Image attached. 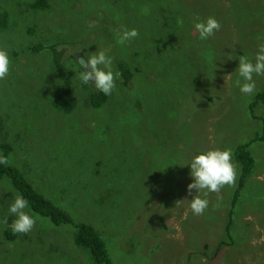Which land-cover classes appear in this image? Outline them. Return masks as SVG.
<instances>
[{"label": "rangeland", "instance_id": "obj_1", "mask_svg": "<svg viewBox=\"0 0 264 264\" xmlns=\"http://www.w3.org/2000/svg\"><path fill=\"white\" fill-rule=\"evenodd\" d=\"M31 2L0 0L8 14L0 33L10 60L0 80L8 165L74 224L92 227L111 264H264V141L251 142L261 133L256 118H264V107L250 109L264 75H253L251 96L235 86L243 83L238 57L254 62L264 43V0H49L46 10ZM197 16L215 18L220 29L201 40ZM121 25L139 36L118 44L114 29ZM53 46L67 73L70 112L51 105L62 88ZM101 49L114 72L124 64L131 77L125 83L121 74L106 103L93 109L89 97L98 90L78 79L76 59ZM245 143L255 164L235 206L240 167L232 155L234 186L200 193L209 206L194 215L187 164ZM16 193L0 181V264H93L74 244L71 224L38 215L30 232L8 235Z\"/></svg>", "mask_w": 264, "mask_h": 264}, {"label": "clouds", "instance_id": "obj_2", "mask_svg": "<svg viewBox=\"0 0 264 264\" xmlns=\"http://www.w3.org/2000/svg\"><path fill=\"white\" fill-rule=\"evenodd\" d=\"M141 11L147 15L149 9L145 6L142 7ZM183 24V19L178 18L177 25L183 27ZM193 27L201 40H207L220 29V24L213 17L201 20L197 16ZM114 32L116 34V42L120 45H125L139 36L138 30H129L123 25L114 29ZM80 51L81 48L78 49V52ZM76 63L80 69L78 79L82 84L93 83L95 88L105 96H110L113 93L116 88V81L120 79L121 73L113 71V60L112 57L107 55V50L101 49L93 53H87L85 56L76 59ZM9 67L8 52L0 49V80H4L8 76ZM235 71L243 79V83L241 79H237L235 86L239 88L241 93L251 96L256 90L253 75H264V43H260L257 46L254 62L246 55L239 56L238 67ZM8 164L9 157L0 154V165L7 166ZM187 166L190 167V175L193 179V182L187 186L188 192L191 194L193 189L196 190V195L189 202V206L191 212L199 216L209 206V200L202 198L200 193H202L203 197H207L209 193L219 194L225 186H234L236 167L232 162V151L231 149L209 150L193 157ZM217 199H221V197L218 195ZM8 211L9 214L16 217L10 225L13 235L27 234L33 229L36 221L41 219L34 213L30 214L29 201L20 193H16ZM8 246L12 247L13 245L9 243Z\"/></svg>", "mask_w": 264, "mask_h": 264}, {"label": "trees", "instance_id": "obj_3", "mask_svg": "<svg viewBox=\"0 0 264 264\" xmlns=\"http://www.w3.org/2000/svg\"><path fill=\"white\" fill-rule=\"evenodd\" d=\"M49 0H33L30 3V8L34 10H46L48 9ZM8 26V14L6 12H0V33L4 32ZM39 46V49H41ZM38 49V48H37ZM35 49V51L37 50ZM53 53V61L56 68V73L59 81L62 84L60 91L58 90L51 96V105L57 110H64L70 112L74 108L73 99L71 98L70 86L67 80V73L62 67V61L60 59L61 52L56 46L49 47ZM38 51V50H37ZM124 82L127 83L130 80L131 73L130 68L126 65H119ZM108 96H105L100 91L92 93L89 97V104L91 108L98 109L104 105ZM260 104L264 107V86L257 93L256 97L250 104V109H253L255 105ZM258 121L262 124L261 133L256 135L251 142H263L264 141V118L257 117ZM2 127V120L0 117V132ZM249 143H245L236 146L232 151L234 160L240 167V175L238 177L237 187L233 193L232 206H235L237 199L239 198L241 191L244 188L247 177L252 172L254 167V158L249 151ZM0 152L4 156H8L9 150L6 144L0 143ZM7 180L12 188L22 194L29 201V209L40 215L43 218L48 219L52 224L58 226L60 224H71L75 228L74 244L81 249L88 252L93 264H111L108 256L107 249L104 242L98 236V234L92 229V227L85 224H74L71 219L63 212L54 208L50 201L45 199L41 194H38L32 186L25 180L23 175L16 169L9 165H0V181ZM231 213H229L228 218ZM231 224V220L228 221V227ZM11 230H8V235ZM8 238H12L9 237Z\"/></svg>", "mask_w": 264, "mask_h": 264}, {"label": "crops", "instance_id": "obj_4", "mask_svg": "<svg viewBox=\"0 0 264 264\" xmlns=\"http://www.w3.org/2000/svg\"><path fill=\"white\" fill-rule=\"evenodd\" d=\"M253 157V156H252Z\"/></svg>", "mask_w": 264, "mask_h": 264}]
</instances>
